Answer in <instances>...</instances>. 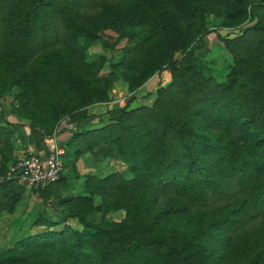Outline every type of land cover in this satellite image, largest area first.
<instances>
[{
    "label": "trees",
    "instance_id": "1",
    "mask_svg": "<svg viewBox=\"0 0 264 264\" xmlns=\"http://www.w3.org/2000/svg\"><path fill=\"white\" fill-rule=\"evenodd\" d=\"M246 21L255 23L236 42L221 39L232 57L225 80L206 76L200 51L208 25ZM111 29L117 37L109 43L103 36ZM97 41L112 53L91 61ZM162 71L171 80L152 108L127 101L97 116V128L83 126L96 117L83 108L105 101L117 81L134 91ZM13 90L6 115L3 100ZM65 117L74 129L62 160L89 153L94 166L113 159L127 166L130 178L85 183L121 196L125 217L94 222L89 199H62L52 208L64 206L80 228L25 237L0 250V264H264V0H0L5 196L17 185L5 166L16 129L31 143ZM69 178L57 183L65 188ZM52 187L37 190L44 201Z\"/></svg>",
    "mask_w": 264,
    "mask_h": 264
},
{
    "label": "rangeland",
    "instance_id": "2",
    "mask_svg": "<svg viewBox=\"0 0 264 264\" xmlns=\"http://www.w3.org/2000/svg\"><path fill=\"white\" fill-rule=\"evenodd\" d=\"M254 21L245 22L237 28L217 27L213 28L211 23L208 25L209 34L203 39V48L200 51V58L203 62L206 76H210L217 82H223L229 72L232 63V57L229 51L225 48L223 41L225 39L231 43L236 42L243 34L249 32V28L254 24ZM117 37L114 31H106L103 38L109 43H112ZM120 45L119 47H121ZM106 47V48H105ZM95 42L88 50V59L91 61L97 60L100 56L109 58L111 56L110 46ZM109 60V59H108ZM108 63V62H107ZM108 66L100 71V75H106ZM171 80V73L168 71L156 72L152 77L148 78L143 85L129 91L126 82L119 80L113 88L108 92L107 99L102 102H96L85 106L83 109L88 115L101 117L108 111H111L115 106L123 107L127 101H130V109L152 108L156 101V91L159 88L165 87ZM14 90L7 94L3 100L4 112L9 115L10 103H12ZM98 117V118H99ZM68 119L62 118L55 126L53 132L45 139L54 140L62 131L72 132V125L67 124ZM95 121V120H93ZM98 124L89 125L90 128H97ZM68 126H71L70 130ZM61 131V132H60ZM55 134V135H54ZM30 144V143H29ZM12 160L6 162V173L12 164L19 159L30 154L28 141L24 140L19 135H13L11 138ZM65 170L63 175H68L70 178L66 181L65 188H61L58 183L51 188V198L45 200L41 198L37 190L28 187L12 184L7 186L8 195H4V189L0 187V250L15 248L18 246V241L32 235L43 234L52 231H61L65 226L70 228H80L76 220L73 218H65V215L60 211L65 207L58 205L53 209L51 205L54 203L70 198H87L90 202L84 205L88 211L87 219L99 222L102 218L108 222H119L124 219L125 212L121 208V196L117 193H111L107 187L94 190L93 187L85 188L87 178H95L98 180L105 179L108 175L114 173H124L126 178H130L127 174V166L119 160H105L98 166L92 165L90 162L89 153L83 154L74 164L71 158L63 157ZM3 172V170H2ZM62 175V176H63ZM76 177V178H75ZM0 176V182L2 181ZM16 186V187H14ZM15 195V196H13ZM118 196V197H117ZM9 197H15L10 200ZM11 203V205H9ZM4 207V208H2ZM58 209V210H57ZM39 218L53 219L57 221L65 220L62 223L52 228H46L43 225L36 224Z\"/></svg>",
    "mask_w": 264,
    "mask_h": 264
},
{
    "label": "built area",
    "instance_id": "3",
    "mask_svg": "<svg viewBox=\"0 0 264 264\" xmlns=\"http://www.w3.org/2000/svg\"><path fill=\"white\" fill-rule=\"evenodd\" d=\"M68 128L72 129L71 126ZM63 154L64 149L57 146L47 157L29 154L10 166L7 179L33 190L55 185L64 173Z\"/></svg>",
    "mask_w": 264,
    "mask_h": 264
},
{
    "label": "crops",
    "instance_id": "4",
    "mask_svg": "<svg viewBox=\"0 0 264 264\" xmlns=\"http://www.w3.org/2000/svg\"><path fill=\"white\" fill-rule=\"evenodd\" d=\"M95 120V121H93ZM100 118L93 117L89 119L87 122H85L84 127L92 124H98ZM97 126V125H96ZM89 127V126H88ZM17 132L16 135H19L24 140L27 141V132H25L24 128L16 129ZM71 137V132L68 131H62L60 134H58L55 138V143H53L54 140L45 139V137L42 134H34L32 142L29 144V152L30 154H35L40 157H47L53 150L54 147L57 146L59 148H64V144L68 141V139Z\"/></svg>",
    "mask_w": 264,
    "mask_h": 264
}]
</instances>
